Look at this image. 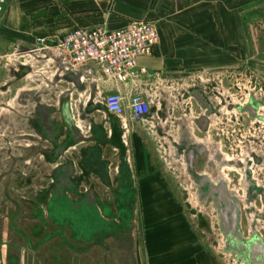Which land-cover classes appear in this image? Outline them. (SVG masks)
Here are the masks:
<instances>
[{"label":"flooded vegetation","instance_id":"flooded-vegetation-1","mask_svg":"<svg viewBox=\"0 0 264 264\" xmlns=\"http://www.w3.org/2000/svg\"><path fill=\"white\" fill-rule=\"evenodd\" d=\"M17 72V81L25 78L26 73ZM254 84L237 100L235 94L224 97L213 83L205 89L195 85L188 95L194 98L198 114L189 123H179L178 137L173 138L178 157L197 186L199 201L214 207L220 192L212 195L210 190L228 191L239 205L240 226L244 213L252 209L258 219L264 220V148L255 145L256 135L244 136L245 121L264 126V86L258 80ZM10 86L7 84L4 91L8 92ZM29 96L34 104L29 113L9 102L0 103V110L15 115L19 132L15 148L9 147L11 141L0 148V264H55L58 250L65 245L76 253L88 251L91 243L85 239L90 235L103 251L106 246L99 239L104 235L114 238L116 241L108 247L119 248L124 264H134L130 247L139 215V193L133 183L135 160L129 129L119 122L105 123L100 117L90 119L85 107L74 114L68 98L52 104L38 92L31 91ZM50 100H55L54 96ZM20 102L25 109L26 98H20ZM224 108L230 113V121L236 119L240 125L236 134L243 140L238 139L241 145L232 156L217 147L208 165L206 139L195 133L209 132L215 117L229 119ZM26 127L34 132L29 134L33 142L30 153L25 145L27 134L23 133ZM73 146L77 149L72 152ZM36 153L52 166L45 185L35 176L26 180L28 157ZM59 160H63L61 164ZM206 165L210 172L199 171ZM101 222L112 226L101 229L97 224ZM77 234L80 239L75 238Z\"/></svg>","mask_w":264,"mask_h":264},{"label":"crops","instance_id":"crops-1","mask_svg":"<svg viewBox=\"0 0 264 264\" xmlns=\"http://www.w3.org/2000/svg\"><path fill=\"white\" fill-rule=\"evenodd\" d=\"M235 2L236 0H10L0 22V46L18 44L25 49L38 48L40 38H46L49 44H53L73 26H96L88 23L95 19L103 21L109 16L112 27L132 20L154 21L160 30L161 43L152 56L142 58L140 63L158 72L161 80L148 96L151 116L140 123L146 129L159 127L162 130L167 118V105L173 102L176 95L185 98L193 89L185 80L194 82V77L198 74L207 75L224 66L229 68L242 58V53L245 55V41L235 18ZM38 14L42 15L41 18L32 20V16ZM63 18L70 23L59 27L58 22ZM59 77L72 87L85 88L83 96L86 101L83 108L87 109L90 119L100 117L105 123L119 122L125 128L121 118L108 113L104 101L106 95L117 90V84L105 80L95 65L69 70ZM197 77L201 81L206 80L205 86L215 81L208 77ZM143 91L138 89L135 93ZM74 114H77L75 110ZM125 119L130 139L133 120L129 115ZM190 126L192 131L196 130L194 124ZM156 132L158 138L170 135L164 130ZM141 133L143 132L137 136H141ZM132 139V153L136 154L133 183L142 195L141 205H138L139 215L131 236L130 257L134 264L264 263V220L258 219L253 209L246 216L247 222L243 218L240 230L244 240L253 242L250 252L254 263L246 259L243 251L240 254L233 247L236 244L231 243L232 237L224 233L222 220L215 207H211L214 215L212 220L197 222L192 215L189 216L186 203L169 200L163 194L167 191L174 193L172 186L158 183L155 164L149 163L143 145L136 136ZM167 146L177 150L174 141ZM76 149L77 146H73L71 151ZM173 157L181 160L174 152ZM163 159L169 169L168 159ZM62 161L59 160L58 163L61 164ZM143 175L145 178H142ZM149 177L156 178L148 179ZM91 224L96 225V222ZM97 224L105 230L112 226L107 222ZM209 227L217 237V245L207 239L205 229ZM75 238L80 239L78 234ZM101 239L106 246L105 251L101 246H95L93 236L90 235L85 239L91 243L88 251L76 253L65 245L58 250L55 264H124L119 248L108 247L116 240L109 235H104L99 240Z\"/></svg>","mask_w":264,"mask_h":264},{"label":"rangeland","instance_id":"rangeland-1","mask_svg":"<svg viewBox=\"0 0 264 264\" xmlns=\"http://www.w3.org/2000/svg\"><path fill=\"white\" fill-rule=\"evenodd\" d=\"M10 3V0H0V22L4 17L6 9ZM236 21L239 24L240 31L245 41V55L241 54L242 58L236 60L233 66L223 68L209 72V74H198L194 77V82L192 80H185L187 85L198 88L205 89V81L197 77L201 76L206 79L207 77L216 85L219 90L224 94V97L231 96L235 94V100L241 97L243 94L247 95L250 88H254V82L260 81L264 86V0H236L235 2ZM41 14L32 16V20H39ZM111 17L105 18L110 19ZM147 20V19H146ZM100 21V22H99ZM100 19H95L93 22L88 24L99 25L103 22ZM151 21V20H147ZM154 22V21H151ZM70 22L66 18L60 19L58 26L66 25ZM155 23V22H154ZM83 26V25H82ZM31 44V43H29ZM25 50L22 46L16 45H2L0 46V103L6 102L12 104L18 110H24L29 113L33 110L34 104H32L28 99L32 92H38L42 94L44 101L52 104H57L60 100L68 98L72 108L77 112L81 111L83 104L86 101L85 88L78 90V88L68 85L65 79L59 77V72L57 70V64L54 60H50L51 55L48 54L45 57V53L37 52V48L32 47V49ZM31 50V51H30ZM36 51V52H35ZM26 73V76L21 81H17L18 72ZM182 82V81H181ZM160 83V82H159ZM253 83V84H252ZM10 86L8 92L4 91L5 87ZM158 85V83H156ZM70 88V90H66ZM155 90V88H154ZM73 92L71 96L69 93ZM154 92V91H153ZM67 95V97H66ZM54 96L55 100H50ZM57 96V97H55ZM26 98L25 109L20 107L23 102H20V98ZM220 101V100H219ZM191 109V112H190ZM264 112V110H262ZM225 116L229 119H222L221 116L215 117V121L210 127L209 132L204 135H200L198 132L195 133L196 137H201L206 139V145L208 148V155L205 158V162L211 163V158L216 148H221L224 153L232 154L235 152L237 146L241 145L239 140H243L236 133L238 129L241 128L236 119L230 121V113L227 108H224ZM198 114L197 106L194 98L190 95L182 98L176 95L171 104L167 105V118L165 120L164 129L148 128L146 129L141 121L133 120V125L131 127V138L129 139V145L131 151L134 152L133 139L139 140V143L143 145L144 153L149 158V163H153L156 166V172L158 178L149 177L148 179H158V183L162 185L172 186V192L163 193L169 200H177L186 203L188 206V214L192 215L193 220L199 222L204 220L209 222L214 218L211 204L201 203L198 199V194L196 192L197 186L190 176L187 175L185 165L181 163V160H177L173 157L174 148L168 147L167 144H171L174 139H177L179 133V123L191 122L192 118ZM3 122V124H2ZM17 119L12 112L5 109L0 110V148L7 146L6 141H11V148H15L19 143L16 142L19 134L16 128ZM246 127V133L244 136L256 135L258 139H255V145L258 148H264V126L261 124L244 122ZM144 127V128H143ZM28 128V127H26ZM166 131L173 135H164L161 138L157 137L156 131ZM236 130V132H233ZM143 137L137 136L140 132ZM23 133L27 134V140L25 145L27 153H30L31 145L33 144L30 140L29 134L34 133L30 129H25ZM169 139V140H168ZM253 140V138H251ZM24 144V143H22ZM235 147V148H233ZM38 153V152H37ZM35 154L31 158L28 157L26 164V180L31 181V178L35 176L36 180L40 184H47L49 182V177L47 176L52 169V166L47 164L44 156L41 154ZM163 156V157H161ZM134 160L136 154H133ZM162 158V159H161ZM168 159V167L164 163V159ZM162 160V161H161ZM226 160L230 161L231 158L227 156ZM213 164V163H212ZM135 166V163H134ZM207 165L201 167L199 171L210 172ZM226 173L234 174L231 170H226ZM146 175V174H145ZM142 178H145L143 175ZM155 179V181H156ZM145 186V185H144ZM142 195L139 194V205ZM247 215L244 213L245 222H247ZM207 239L212 242L213 245H217L215 239L217 238L212 233L210 227L206 230Z\"/></svg>","mask_w":264,"mask_h":264},{"label":"built area","instance_id":"built-area-1","mask_svg":"<svg viewBox=\"0 0 264 264\" xmlns=\"http://www.w3.org/2000/svg\"><path fill=\"white\" fill-rule=\"evenodd\" d=\"M160 43V30L154 22L132 20L112 27L106 19L96 26L75 25L53 44L40 38L36 51L44 52L45 57L51 55L58 72L64 71L59 75L95 65L105 80L117 84V90L106 95L104 101L108 113L121 118L128 129L127 115L137 121L151 116L148 96L156 83L160 84L161 75L142 65L140 60L152 56ZM138 89L144 91L135 93Z\"/></svg>","mask_w":264,"mask_h":264},{"label":"water","instance_id":"water-1","mask_svg":"<svg viewBox=\"0 0 264 264\" xmlns=\"http://www.w3.org/2000/svg\"><path fill=\"white\" fill-rule=\"evenodd\" d=\"M59 73L60 74L64 73L63 69H61ZM79 89L80 88H78V90ZM69 94L72 96L73 92L71 91ZM71 107H72V104H71ZM173 152L177 156H179L177 150L174 149ZM194 155L195 153L192 152L190 156L191 164L193 163ZM219 192H220V196L217 198V202L214 207L217 209L219 216L222 220V224L224 227V233L232 237L231 243L236 244L233 247L237 250V252L241 254L243 251L245 253L246 259L248 258L249 261L252 260V262L254 263V260L252 258V253L250 252L253 242L244 240L242 232L240 230L239 205L235 203V201L229 195L228 191L223 190L222 192L221 190L219 191L217 189L210 190V193L212 195H216Z\"/></svg>","mask_w":264,"mask_h":264}]
</instances>
